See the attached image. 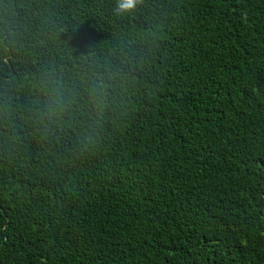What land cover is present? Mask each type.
Instances as JSON below:
<instances>
[{
    "label": "trees",
    "instance_id": "1",
    "mask_svg": "<svg viewBox=\"0 0 264 264\" xmlns=\"http://www.w3.org/2000/svg\"><path fill=\"white\" fill-rule=\"evenodd\" d=\"M0 0V264H264V0Z\"/></svg>",
    "mask_w": 264,
    "mask_h": 264
},
{
    "label": "clouds",
    "instance_id": "2",
    "mask_svg": "<svg viewBox=\"0 0 264 264\" xmlns=\"http://www.w3.org/2000/svg\"><path fill=\"white\" fill-rule=\"evenodd\" d=\"M143 0H116L115 14L117 16H122L126 13H134L138 5H140ZM40 264H46L45 259L40 260Z\"/></svg>",
    "mask_w": 264,
    "mask_h": 264
}]
</instances>
